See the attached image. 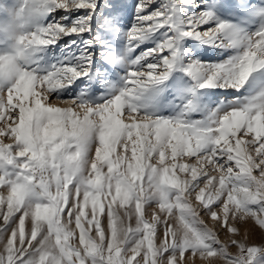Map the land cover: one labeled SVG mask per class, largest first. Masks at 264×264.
Instances as JSON below:
<instances>
[{
    "label": "snow or ice",
    "instance_id": "obj_1",
    "mask_svg": "<svg viewBox=\"0 0 264 264\" xmlns=\"http://www.w3.org/2000/svg\"><path fill=\"white\" fill-rule=\"evenodd\" d=\"M132 7L0 3V264H264V0Z\"/></svg>",
    "mask_w": 264,
    "mask_h": 264
},
{
    "label": "rangeland",
    "instance_id": "obj_2",
    "mask_svg": "<svg viewBox=\"0 0 264 264\" xmlns=\"http://www.w3.org/2000/svg\"><path fill=\"white\" fill-rule=\"evenodd\" d=\"M15 0H0V3H14ZM122 3H124L125 5L128 6V14H131L132 11H134L132 5L134 4L135 0H121ZM202 59H207V60H215L217 59L216 55L214 52H207L202 56ZM61 107H67L68 105H60ZM209 223V227L213 226V222L212 221H208ZM221 239H226V237L223 236V234L221 235Z\"/></svg>",
    "mask_w": 264,
    "mask_h": 264
}]
</instances>
